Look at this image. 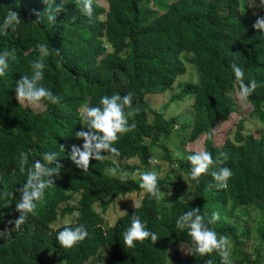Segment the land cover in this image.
<instances>
[{
  "label": "trees",
  "instance_id": "1",
  "mask_svg": "<svg viewBox=\"0 0 264 264\" xmlns=\"http://www.w3.org/2000/svg\"><path fill=\"white\" fill-rule=\"evenodd\" d=\"M81 3L0 0V21L11 10L22 27L20 36L7 41L0 34V51L9 53L8 67L0 75V231L8 232L0 237V264H52L50 255H59L64 264H230L229 256L224 259L215 250L195 253L190 237L175 228L176 218L192 209L207 218L213 211L219 214L207 226L228 238L227 252L232 246L242 256L238 264H263L264 223L257 224L250 213L264 216V133H245L249 120H241L233 138L217 148L213 131L228 119L229 95L238 87L230 64L242 68L244 80L264 71V31L252 27L264 16V8L259 6L254 15L247 0H92L87 15ZM49 15L55 19L49 21ZM36 60L44 64L38 83L56 103L42 99L36 105L19 104L16 99L15 81L30 76ZM192 65L196 81L178 85V94L160 110L152 100L171 92ZM129 92L132 102L125 111L133 114L127 118L128 131L112 142L117 153L90 159L86 171L77 168L67 153L83 143L75 133L88 131L81 107L98 105L103 95ZM247 98L252 124L264 123V79ZM183 101L190 102L188 108L177 110ZM169 110L177 114L170 118ZM201 139L213 163L193 180L189 154L179 157L171 145L176 140L181 151ZM45 152H56L53 164L43 160ZM38 159L55 169L52 183L36 202L34 214L15 228L20 213L14 189ZM157 159L169 170L155 165ZM219 167L231 170L223 188L210 175ZM148 170L156 174L161 196L169 186L183 185L188 195L175 198L169 207L162 199L157 202L139 187L140 173ZM133 194L141 195L137 214L157 240L145 238L124 247L122 233L135 209L111 225L104 216L110 205ZM66 217L70 222L62 224ZM74 221L84 225L88 235L62 248L56 233ZM253 238V252H242ZM180 247L188 248L186 256L172 250Z\"/></svg>",
  "mask_w": 264,
  "mask_h": 264
},
{
  "label": "clouds",
  "instance_id": "2",
  "mask_svg": "<svg viewBox=\"0 0 264 264\" xmlns=\"http://www.w3.org/2000/svg\"><path fill=\"white\" fill-rule=\"evenodd\" d=\"M44 2L47 4L48 0H44ZM91 3L92 0H82L81 11L91 15ZM259 6L264 8V0H260ZM47 18L49 21L55 19L52 15ZM18 22V14L8 10L2 21H0V34L6 29L14 28ZM252 27L258 31H264V16L257 17ZM8 59L9 53L0 51V75L7 69ZM31 68L32 73L30 76L22 75L19 80L15 81L14 90L19 104L28 102L36 105L42 99L56 103L57 98L46 87L38 83L43 78L42 69L44 64L42 61L36 60L32 62ZM230 68L235 82L239 84L238 96L247 98L255 89V82L250 80L246 86L243 81L244 73L242 68L236 63H231ZM131 102L132 93L129 92L125 95H103L100 96L98 105H83L81 107L80 114L83 126L88 131L81 130L75 133L76 138L82 139L83 143L81 146L72 145L67 153L68 158L77 168L86 171L89 167L90 159L98 161L103 159L104 153H117L118 150L112 146V142L117 139L118 134L128 131L127 118L133 113L131 110H125L130 109ZM56 155V152H45L43 160L53 164L56 161ZM186 159L190 164V176L193 180H196L213 163L212 154L208 151L193 152L187 155ZM56 166L59 167V165ZM20 170L21 172L25 171L23 159ZM53 173H55V169L41 163L39 159L35 160L31 167L27 169L26 180L20 184V187L14 189V192L19 193L15 208L20 213L19 218L13 222L15 228H18L24 222L27 215L34 214L36 202L43 198L46 186L52 183L50 177ZM210 175L218 182L216 186L223 188L231 176V170L227 167H219L217 170L212 171ZM139 179V187L149 194L150 197L160 202L162 196L160 189L157 187L156 174L151 170L144 171L140 173ZM14 192L7 193V195H14ZM3 197L4 194H0V199H3ZM133 207L135 211L129 216V224L122 233L124 247H132L135 241H141L145 238H150L155 242L157 240L156 233L148 230L137 214L136 210L140 207V204L133 200ZM218 218L219 214L216 211H213L211 217L207 218L198 214L196 209H192L183 212L176 218L175 228L186 232L187 236L190 237L195 253L204 255L215 250L226 259L228 256V238L223 235L218 237L217 233L207 226L214 223ZM6 234H8L7 231H0V237ZM87 235L84 225L74 221L72 225L57 231L55 239L62 248H71L79 241L84 240Z\"/></svg>",
  "mask_w": 264,
  "mask_h": 264
},
{
  "label": "rangeland",
  "instance_id": "3",
  "mask_svg": "<svg viewBox=\"0 0 264 264\" xmlns=\"http://www.w3.org/2000/svg\"><path fill=\"white\" fill-rule=\"evenodd\" d=\"M247 2L250 8L253 10L254 15L258 14L260 11L258 0H247ZM21 33H22V27L19 23H17L14 28L6 29L3 32L4 35L2 39L4 41H7L6 39L8 37L13 36V35L17 37V36H20ZM247 78L248 79L246 80L243 79L246 86L250 80L254 81L256 84L255 89L251 93L252 95H254V93H256L259 87L261 86V79L262 80L264 79V71L258 70L257 73L251 74ZM195 81H196L195 66L192 65L188 67L187 73L180 78V80L176 83V87L171 92H169L167 95L162 96L160 98H154L152 102H154L156 106L160 110H162V107L166 106L169 100L173 98V96L178 94V91H179L178 85L188 83V82H195ZM238 91H239V84H238V87H235L229 95V100H230L232 109L227 113L228 119L227 120L225 119V121L224 120L219 121L217 124V127L213 131L214 146L217 148H221L224 145V142L226 141L227 138L228 139L233 138L234 134L236 133V126L241 120H249L245 133L251 132L255 136H259L261 132L264 133V123L257 121L255 124H252V121H253L252 120L253 118L251 116L252 105L248 98H240L238 96ZM151 98L153 97L149 96L147 100L151 102ZM189 103L188 101L187 102L183 101L182 103H179L180 105H178L177 110H181V111L186 110L188 108ZM169 111H170L169 112L170 118H172L173 116L177 114L176 110H169ZM185 114H190V111L187 110ZM171 146H172L174 153L179 152L178 154L179 157H184V155L197 152V151H205L204 139H201L194 144H187V146H184L181 151L177 149L179 145L176 142V140L172 142ZM154 164L160 165L163 169V172L168 171L170 168L168 164H166L163 161H160L159 159L155 160ZM154 170L156 169H153V171ZM187 195H188V189L184 185L180 187H174V188L172 186H169L166 192L162 195V201L169 207L175 198L177 197L182 198L183 196H187ZM140 196L141 195H138V194L129 195V196H126L125 198H120L116 203L110 205L109 210L104 216L107 224L109 225L113 224L114 221H117V219L119 217H122L126 212H128L129 209L134 208L133 200L139 203V201L141 200ZM96 207L100 211V207L98 205ZM250 214H251V217H254V218L257 217V224L261 223L260 226H262V223H264L263 221L264 216H261V213L259 212H253ZM58 221L57 223L54 224V227H56V225L57 226L59 225ZM62 221H63L62 224H68L70 222V218L66 217ZM242 222H243V218L240 219V222H239L240 225H242ZM248 223L252 226L253 218L248 220ZM255 241H256L255 238H253L250 241H246L243 247H241V251L247 254L252 253L253 248H254L253 246L257 245ZM172 250L178 252L183 257L186 256L189 252L188 248L186 247H180V248L172 249ZM233 250L234 248L232 246L228 248V256H229L228 258H229L230 264H238L241 261L242 256L238 255V253L235 254ZM48 261L52 264H64L62 261V258L59 255H56L55 257L50 255L48 258ZM263 261H264V256H263Z\"/></svg>",
  "mask_w": 264,
  "mask_h": 264
}]
</instances>
